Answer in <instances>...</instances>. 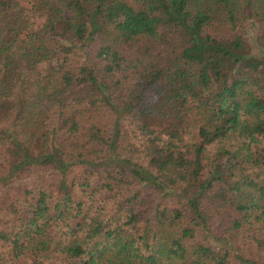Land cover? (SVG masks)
<instances>
[{"label": "trees", "instance_id": "obj_1", "mask_svg": "<svg viewBox=\"0 0 264 264\" xmlns=\"http://www.w3.org/2000/svg\"><path fill=\"white\" fill-rule=\"evenodd\" d=\"M263 52L264 0H0V264H264Z\"/></svg>", "mask_w": 264, "mask_h": 264}, {"label": "rangeland", "instance_id": "obj_2", "mask_svg": "<svg viewBox=\"0 0 264 264\" xmlns=\"http://www.w3.org/2000/svg\"><path fill=\"white\" fill-rule=\"evenodd\" d=\"M29 7H27L26 10V18H27V24L26 27L31 28L32 26L38 25L39 23L43 22L46 19L45 15H38L35 14L31 9H28ZM252 52L253 53H257L258 50L253 46L252 47ZM263 57H264V52L262 53ZM51 178V177H50ZM17 185H23L25 187H30L31 186V176L25 178V177H20L16 180Z\"/></svg>", "mask_w": 264, "mask_h": 264}]
</instances>
